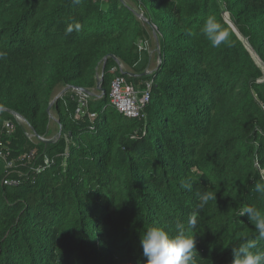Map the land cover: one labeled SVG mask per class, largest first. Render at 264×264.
Returning a JSON list of instances; mask_svg holds the SVG:
<instances>
[{"label":"trees","instance_id":"obj_1","mask_svg":"<svg viewBox=\"0 0 264 264\" xmlns=\"http://www.w3.org/2000/svg\"><path fill=\"white\" fill-rule=\"evenodd\" d=\"M210 15L230 34L219 47ZM0 52V264H146L143 232L178 225L195 264H232L258 238L237 213L264 212V0H0ZM117 77L138 99L150 84L140 117L112 106ZM65 87L93 95L48 112Z\"/></svg>","mask_w":264,"mask_h":264},{"label":"clouds","instance_id":"obj_2","mask_svg":"<svg viewBox=\"0 0 264 264\" xmlns=\"http://www.w3.org/2000/svg\"><path fill=\"white\" fill-rule=\"evenodd\" d=\"M201 31L213 47H219L229 41V32L222 27L214 15L206 18ZM5 56V53L0 52V59ZM181 186L190 190L192 181L189 179ZM253 190L264 196V182L256 183ZM201 200L202 203L197 206L198 209H202L208 201L216 200V194L206 190L202 193ZM237 215L238 217L247 216L253 222L258 238L248 240L239 247H232V264H264V251H252L257 248L258 240H264V212L246 205L239 209ZM196 222V213H193L188 221L189 227L194 228ZM139 245L143 257L146 258V264H195L196 241L194 236L186 235L182 225H178L175 236H170L159 227H149L140 236Z\"/></svg>","mask_w":264,"mask_h":264},{"label":"built area","instance_id":"obj_3","mask_svg":"<svg viewBox=\"0 0 264 264\" xmlns=\"http://www.w3.org/2000/svg\"><path fill=\"white\" fill-rule=\"evenodd\" d=\"M144 47H148L144 45ZM150 84H147L146 89L141 92L142 96L138 99L139 94L132 84L128 83L124 78L117 77L112 82L110 90V102L115 110L121 114L123 117L128 119H134L140 117L141 109L143 105L149 100ZM82 97H87L84 94L79 93ZM85 103H82L84 106ZM80 111H77L79 115ZM93 117V115H92ZM7 129L9 132L12 129V125L8 124ZM48 162H46L47 164ZM11 166V165H9ZM7 184V182H5ZM16 185V183H12Z\"/></svg>","mask_w":264,"mask_h":264},{"label":"water","instance_id":"obj_4","mask_svg":"<svg viewBox=\"0 0 264 264\" xmlns=\"http://www.w3.org/2000/svg\"><path fill=\"white\" fill-rule=\"evenodd\" d=\"M136 16H137L141 21H143V22H145V23H148L147 19H146L141 13H136ZM152 37H153V39H154L155 46H156V48L158 49V48H159V44H158V36H157V33H156L155 31H152ZM110 57L113 58L115 61H117V60L115 59V57H113V56H110ZM157 58H158L159 60L161 59L160 54L157 55ZM106 59H107V58H104V59H103L102 72H101L100 76L97 78V82H96V89H97V90H99V89L101 88V82H102V78H103V68H104V65H105ZM117 62H118V61H117ZM145 74H146V73H145ZM68 90H74V91H77L78 93L84 94V95L87 96V97L93 95L92 92H90V91H88V90H86V89H82V88H72V87H65V88L62 89V90H61V91H60V92H59V93L53 98V100L50 102V104H49V106H48V109H47L48 112L50 111V109H51V107L53 106L54 102H55L58 98H60L64 93H66ZM102 95H103V92H101V96H102ZM13 115L15 116V118H16L18 121H20V122H22V123H26V121H25L22 117H20V116L14 114V113H13ZM50 118L53 119L51 116H50ZM53 120L56 121L55 119H53ZM56 123H57V121H56ZM57 125H58V124H57ZM59 135H60V131L58 132V134L56 135L55 138L57 139V138L59 137Z\"/></svg>","mask_w":264,"mask_h":264},{"label":"rangeland","instance_id":"obj_5","mask_svg":"<svg viewBox=\"0 0 264 264\" xmlns=\"http://www.w3.org/2000/svg\"><path fill=\"white\" fill-rule=\"evenodd\" d=\"M147 49H148V52H149V54H150V63H149V72L150 71H152L155 67H156V65H157V57H156V52H157V48L155 47V43L154 44H149L148 45V47H147ZM60 91H58V93H59ZM57 93V94H58ZM56 94V95H57ZM50 130H52V131H55V125L54 124H51V126H50ZM54 137H56V134H54V136H53V138ZM52 138V139H53Z\"/></svg>","mask_w":264,"mask_h":264},{"label":"crops","instance_id":"obj_6","mask_svg":"<svg viewBox=\"0 0 264 264\" xmlns=\"http://www.w3.org/2000/svg\"><path fill=\"white\" fill-rule=\"evenodd\" d=\"M149 56H150V54H149ZM150 63V62H149ZM151 72V71H150ZM149 72V64H148V66H147V68H146V72L145 73H150Z\"/></svg>","mask_w":264,"mask_h":264}]
</instances>
